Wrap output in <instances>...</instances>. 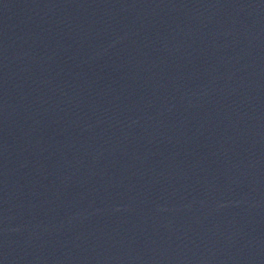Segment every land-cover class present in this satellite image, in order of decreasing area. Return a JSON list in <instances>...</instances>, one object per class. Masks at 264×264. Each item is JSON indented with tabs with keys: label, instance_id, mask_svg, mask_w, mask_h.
<instances>
[{
	"label": "water",
	"instance_id": "95a60500",
	"mask_svg": "<svg viewBox=\"0 0 264 264\" xmlns=\"http://www.w3.org/2000/svg\"><path fill=\"white\" fill-rule=\"evenodd\" d=\"M0 264H264V0H0Z\"/></svg>",
	"mask_w": 264,
	"mask_h": 264
}]
</instances>
